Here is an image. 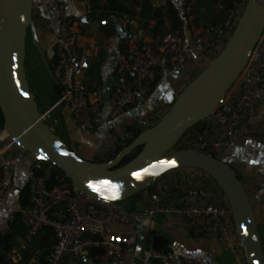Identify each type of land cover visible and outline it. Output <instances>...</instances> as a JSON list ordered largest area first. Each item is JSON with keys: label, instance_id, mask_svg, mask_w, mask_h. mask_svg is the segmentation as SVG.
Instances as JSON below:
<instances>
[{"label": "built area", "instance_id": "2783aa9c", "mask_svg": "<svg viewBox=\"0 0 264 264\" xmlns=\"http://www.w3.org/2000/svg\"><path fill=\"white\" fill-rule=\"evenodd\" d=\"M246 1L227 10L220 22L200 26L193 14L197 0H189L186 7L188 34L181 29H172L158 40L148 35L143 41H125L117 55L115 67L118 85L109 95L113 114L121 115L139 102L146 103L151 94L162 86L167 75L183 71L195 57L201 62L208 55H216L233 33ZM81 2L86 13H92L91 0ZM33 3L34 12L57 14L59 27L55 53L59 69L55 79L62 87L58 103L69 107L79 128L95 131L103 114V90L100 86L87 84L78 76L73 59V50L84 29L67 14L64 3L57 0H33ZM150 3L157 9L166 6L168 0H150ZM107 4V0H101L102 6ZM119 23L124 31H128L132 17L122 13ZM263 63L264 31L248 64L228 90L223 102L208 117L186 131L176 146L177 150L199 151L219 158L235 148L238 138L264 142V135L258 133L256 126L250 122L251 118L257 116L264 121V109L261 107L264 94ZM165 112L158 115L157 121ZM157 114H151L147 121L155 119ZM46 115L43 113L44 119ZM135 136L131 130L113 131L107 153L96 161L114 158L118 148L127 145ZM0 143H4L0 147L1 208L6 205L12 192L13 169L19 157L17 149L20 148L4 128L0 129ZM262 154L264 157V148ZM55 168L48 161L35 159L27 171L29 205L19 210L27 227L26 242H31L45 228L54 230L55 243L47 257V264H64L67 257L94 249L102 251L98 255L100 264H117L127 256L138 237L135 233H116L113 226H133L141 219L154 217L158 213L180 215L190 220L194 223V236L237 235L229 205H217L214 192L207 187L191 184L168 188L161 194L153 195L145 214H132L73 187L66 177L53 176ZM153 243L154 237L151 236L150 256L145 264H157L158 261L177 264L178 257L172 244L168 243L166 249L157 250ZM182 262L200 264L188 257L183 258Z\"/></svg>", "mask_w": 264, "mask_h": 264}, {"label": "crops", "instance_id": "0c3cea01", "mask_svg": "<svg viewBox=\"0 0 264 264\" xmlns=\"http://www.w3.org/2000/svg\"><path fill=\"white\" fill-rule=\"evenodd\" d=\"M57 1L65 4L67 14L75 18L84 29V34L73 50L77 74L87 84L102 88L105 103L102 118L95 131L83 130L77 126L69 107L58 103L61 94H58V97L53 101L47 99L43 101L44 113H47L46 117L55 113L54 116L58 123L61 122L68 132L73 145L72 150L84 159L96 161L107 153L112 143L113 131L120 132L121 129H126L136 134V132L154 125L158 115L160 116L171 106L188 81L197 75V69L204 67V63L208 62L209 58L207 57L201 62L188 63L183 71L167 75L162 86L151 94L146 103L139 102L125 113L114 115L108 97L118 85L115 67L117 55L123 43L127 40L143 41L148 35H152L154 40H158L172 29H181L185 34H188L186 7L189 0H168L166 6L158 7L161 10L160 16L155 13L156 9L144 8L145 0H116L135 13L134 16L130 15L132 23L128 31H124L119 23L121 14L108 15L101 12L89 14L86 13L81 0ZM215 1L197 0L194 4L193 14L198 25L204 26L208 23L214 24V21L223 20L227 13L224 1L217 0V3ZM34 13L37 16L34 21L43 51L42 54L36 47L40 55V62L45 70L52 75L53 84L56 86L55 73L59 69L55 53L59 27L57 14L55 12ZM34 94L37 98V94ZM261 107L264 109V94L261 99ZM155 113H158L157 117L148 122L147 118ZM250 122L256 126L258 133L264 135V121L260 117H253ZM263 148L264 142L260 140L238 138L235 148L223 155L221 159L235 169L249 194L264 249ZM17 152L19 157L13 169L12 192L6 200V205L0 208L1 245L3 246L5 243L10 245V249L7 251L8 264H45L55 243L53 242L54 238L48 239L47 232L42 230L31 242H26L27 227L21 217L16 219V214L23 207L21 195L28 189L27 171L35 161L29 153L20 149H17ZM191 184L212 190L215 195L214 202L217 205H229L216 182L206 173L194 168L171 171L162 176L150 188L137 194L134 198L126 200V203L120 204L132 214H145L151 205L153 195L161 194L168 188ZM193 226L194 223L190 220L170 213H158L154 217L143 218L133 226L115 225L113 229L116 233H135L138 237L137 243L131 247L127 256L117 264H145L146 259L150 256L149 239L153 234L164 237L169 244H172L178 257L177 264H184L182 259L186 257L195 259L200 264H246L238 235L230 234L229 237L208 234L194 236ZM94 251L95 249L69 256L64 264H100L98 255H95ZM157 264L168 263L158 261Z\"/></svg>", "mask_w": 264, "mask_h": 264}, {"label": "water", "instance_id": "95a60500", "mask_svg": "<svg viewBox=\"0 0 264 264\" xmlns=\"http://www.w3.org/2000/svg\"><path fill=\"white\" fill-rule=\"evenodd\" d=\"M33 14V0H0V110L4 129L18 148L34 159L52 163L73 187L120 208V202L134 198L171 171L199 169L225 194L246 263L264 264L256 214L235 169L210 154L174 150L188 129L223 102L245 69L264 31V0L246 1L233 33L214 59L182 89L154 125L143 129L114 158L103 162L79 156L45 122L25 65L28 31L43 54ZM139 147L140 151L122 165L124 158ZM161 161L165 166H160ZM168 163L173 166L167 167ZM144 169L157 174L144 175ZM112 195L114 199L105 198Z\"/></svg>", "mask_w": 264, "mask_h": 264}, {"label": "trees", "instance_id": "16d2710c", "mask_svg": "<svg viewBox=\"0 0 264 264\" xmlns=\"http://www.w3.org/2000/svg\"><path fill=\"white\" fill-rule=\"evenodd\" d=\"M203 1V0H200ZM206 1V0H205ZM235 1L237 2L236 4H240L242 3L243 0H225L224 4H225V10H229L233 7H235ZM92 2V13L94 14L95 12H101V13H106L108 15H112V14H122V13H128L132 16H134V11H132L131 9L125 7L124 5L118 3L116 0H107L108 4L106 6H102L101 5V0H91ZM144 8H148L150 10H153L154 8L151 7L150 5V0H145L144 2ZM152 8V9H151ZM156 14H159V16L161 15V10L160 8L156 9ZM56 91L61 94L62 92V87L57 83L55 86ZM55 114V113H53ZM52 113L49 114L47 116V120H49V122L45 121L49 127H54L57 130H55V132L60 135L58 133V121L57 119L54 117L52 118ZM52 119V120H51ZM4 128V116L2 114V111L0 110V129ZM141 131L136 132V135H138ZM130 143V142H129ZM124 146H121L118 148V152L123 148ZM141 147L137 148L135 152H133L132 154L128 155L127 157L124 158L122 165L129 162L139 151H140ZM53 176H60V177H65V174L58 169L57 167L55 168L54 172H53ZM67 179V178H66ZM69 180V179H67ZM70 181V180H69ZM21 200H22V205L23 207L28 206L29 205V193H28V189H26L25 193L21 195ZM16 219H19L21 217L20 212H18L16 214ZM53 218H56L53 216ZM45 230L46 233V237L48 239L54 238L55 242V233L54 230L52 228H45L43 229ZM154 237V243H153V247L157 250H161V249H166V246L168 244L167 240L160 236V235H156L153 234L152 235ZM0 245H1V240H0ZM10 249V245H8L7 243H5V245H1L0 248V264H8L7 262V251ZM101 250L100 249H95L94 254L99 255L101 254ZM49 253V252H48ZM48 261L45 262V264H47Z\"/></svg>", "mask_w": 264, "mask_h": 264}, {"label": "rangeland", "instance_id": "374dc122", "mask_svg": "<svg viewBox=\"0 0 264 264\" xmlns=\"http://www.w3.org/2000/svg\"><path fill=\"white\" fill-rule=\"evenodd\" d=\"M218 1L216 0L215 2L217 3ZM223 1H225V0H220V2H223ZM236 3L237 2L235 1V5H237ZM34 14H33V17L35 16ZM34 18L36 20L37 19V16H35ZM217 22L214 21L213 23H217ZM208 24H212V23H208ZM208 24H205V25H208ZM26 45H27L26 46L27 53H26L25 65H26V70H27L28 81H29V84H30L31 91L33 93H36L37 94L36 100L38 102L39 108H41L40 111H41V113H44L43 101L46 100V99L48 101H53L55 98L58 97V94L59 93L56 91L55 85L53 84V77H52V75L45 70V68H44L43 65H41L40 55H39V52H38L36 46L33 43L32 36H31V32L30 31H28V34H27V43H26ZM216 55L215 54L208 55L207 57L209 58V61L204 63V65H205L204 67H206L214 59V57ZM198 61H199V58L198 57H195L194 60H193V62H195V63L198 62ZM204 67H200L201 69H197L198 70V71L196 70L198 72L197 74H199ZM193 78L194 77H192V79ZM192 79H190L188 81V83ZM54 117L55 116L53 114L52 115V118H54ZM45 121L49 122V120H47V117H46ZM58 124H59V126H58V133L60 134V136L62 137V139L69 145V147L70 148H73L72 147L73 145L71 144V141H70L69 136H68V132L64 128V125H62L61 122L58 123ZM52 129L54 131L57 130L54 127H52ZM3 144L4 143L0 144V147L3 146ZM174 150H177V147ZM221 157H223V155L220 156L219 159H221ZM197 170H199V169H197ZM199 171H201V170H199ZM201 172H203V171H201ZM219 190L222 191L220 187H219ZM125 201H122L120 203L121 204L122 203H126Z\"/></svg>", "mask_w": 264, "mask_h": 264}, {"label": "snow or ice", "instance_id": "6c2138e0", "mask_svg": "<svg viewBox=\"0 0 264 264\" xmlns=\"http://www.w3.org/2000/svg\"><path fill=\"white\" fill-rule=\"evenodd\" d=\"M169 98H171V96H169ZM160 166H165V162L161 161V162H160ZM166 166H167V167H172L173 164L168 163ZM153 167H156V166L154 165ZM143 174H144V175H156L157 173L154 172V171H150L149 169H144V170H143ZM137 178L140 179L141 177H137ZM105 198L114 199L115 196H114V195H112V196H106Z\"/></svg>", "mask_w": 264, "mask_h": 264}]
</instances>
